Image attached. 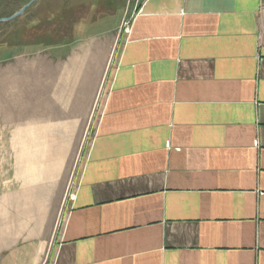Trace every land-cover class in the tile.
I'll return each mask as SVG.
<instances>
[{
  "label": "crops",
  "instance_id": "obj_1",
  "mask_svg": "<svg viewBox=\"0 0 264 264\" xmlns=\"http://www.w3.org/2000/svg\"><path fill=\"white\" fill-rule=\"evenodd\" d=\"M83 27L0 68V264H264V0H138L95 119Z\"/></svg>",
  "mask_w": 264,
  "mask_h": 264
},
{
  "label": "rangeland",
  "instance_id": "obj_2",
  "mask_svg": "<svg viewBox=\"0 0 264 264\" xmlns=\"http://www.w3.org/2000/svg\"><path fill=\"white\" fill-rule=\"evenodd\" d=\"M30 1L25 0L22 3L19 0H5L0 5V20L14 15ZM137 4L138 0H37L25 9L22 15L2 22L0 68L9 64L14 57L36 53L38 46L67 44L69 32L79 30L83 26L82 32H97L98 39L109 46V66L98 90L95 119L101 105V91L105 88L107 74L113 66L116 47L123 34H126L125 29L132 20ZM82 133L83 130L78 132V142L71 147L70 161L65 170L66 199L73 183L77 164L75 162L79 161L83 148V143H79ZM70 196L72 198L73 195ZM45 254L44 264L47 263L50 252L47 250Z\"/></svg>",
  "mask_w": 264,
  "mask_h": 264
},
{
  "label": "water",
  "instance_id": "obj_3",
  "mask_svg": "<svg viewBox=\"0 0 264 264\" xmlns=\"http://www.w3.org/2000/svg\"><path fill=\"white\" fill-rule=\"evenodd\" d=\"M35 1H37V0H31L30 2H28L26 5H24L17 13H15L14 15H12V16H10V17H8V18H5V19H1L0 20V23H2V22H8V21H10V20H12V19H14V18H16V17H18V16H20V15H22L23 14V12L25 11V9H27L32 3H34Z\"/></svg>",
  "mask_w": 264,
  "mask_h": 264
},
{
  "label": "trees",
  "instance_id": "obj_4",
  "mask_svg": "<svg viewBox=\"0 0 264 264\" xmlns=\"http://www.w3.org/2000/svg\"><path fill=\"white\" fill-rule=\"evenodd\" d=\"M4 1L5 0H0V5H2L3 3H4ZM19 2H22V3H24L25 2V0H19ZM5 24V23H4ZM3 25V23L2 24H0V26H2Z\"/></svg>",
  "mask_w": 264,
  "mask_h": 264
},
{
  "label": "built area",
  "instance_id": "obj_5",
  "mask_svg": "<svg viewBox=\"0 0 264 264\" xmlns=\"http://www.w3.org/2000/svg\"><path fill=\"white\" fill-rule=\"evenodd\" d=\"M129 32V25L128 27L125 29V33H128ZM256 145V143H254Z\"/></svg>",
  "mask_w": 264,
  "mask_h": 264
}]
</instances>
